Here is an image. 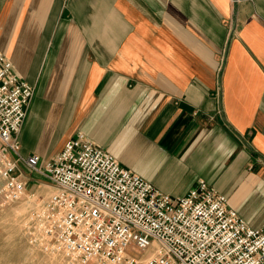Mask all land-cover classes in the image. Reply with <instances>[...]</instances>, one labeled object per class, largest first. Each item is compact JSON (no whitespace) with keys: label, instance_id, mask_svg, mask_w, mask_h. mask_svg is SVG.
I'll return each instance as SVG.
<instances>
[{"label":"crops","instance_id":"obj_1","mask_svg":"<svg viewBox=\"0 0 264 264\" xmlns=\"http://www.w3.org/2000/svg\"><path fill=\"white\" fill-rule=\"evenodd\" d=\"M0 51L35 90L19 139L41 169L83 134L264 230V0H0Z\"/></svg>","mask_w":264,"mask_h":264},{"label":"built area","instance_id":"obj_2","mask_svg":"<svg viewBox=\"0 0 264 264\" xmlns=\"http://www.w3.org/2000/svg\"><path fill=\"white\" fill-rule=\"evenodd\" d=\"M34 94L0 51V211L27 197L22 167L47 178L54 191L33 201L28 234L58 264H264V230L205 181L173 199L83 134L44 169L39 156H23Z\"/></svg>","mask_w":264,"mask_h":264},{"label":"rangeland","instance_id":"obj_3","mask_svg":"<svg viewBox=\"0 0 264 264\" xmlns=\"http://www.w3.org/2000/svg\"><path fill=\"white\" fill-rule=\"evenodd\" d=\"M24 175L28 178L27 197L0 211V264H58L41 246L31 243L27 226L33 201L48 199L51 195L50 181L29 170ZM154 251L153 246L141 254L148 257Z\"/></svg>","mask_w":264,"mask_h":264}]
</instances>
